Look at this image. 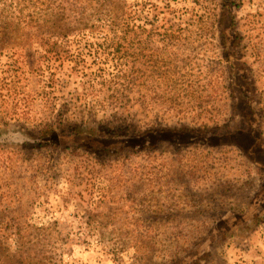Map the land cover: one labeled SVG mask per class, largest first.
Returning <instances> with one entry per match:
<instances>
[{"label": "rangeland", "instance_id": "rangeland-1", "mask_svg": "<svg viewBox=\"0 0 264 264\" xmlns=\"http://www.w3.org/2000/svg\"><path fill=\"white\" fill-rule=\"evenodd\" d=\"M262 162L264 0H0V264H264Z\"/></svg>", "mask_w": 264, "mask_h": 264}, {"label": "trees", "instance_id": "trees-1", "mask_svg": "<svg viewBox=\"0 0 264 264\" xmlns=\"http://www.w3.org/2000/svg\"><path fill=\"white\" fill-rule=\"evenodd\" d=\"M241 135H237V136L231 135V138L237 139L233 143H237L247 156H249L250 158H253V160L257 161L258 151L261 148L260 147V141L257 140V139L255 140L254 138H252V135H251L250 136V138L252 139L251 142L250 143H246V142L243 143L242 140L243 139L246 140L245 132L242 131ZM117 141H119V139L118 138H114V142H117ZM262 163L259 164V165H261L264 168V162H262ZM258 196L259 197L260 196H264V186H263L262 190L260 191V193L258 194ZM230 217H232V216H230ZM228 220H230V219L228 218L227 221ZM240 223H242V221ZM228 231H230V228L227 227L226 228V232H228Z\"/></svg>", "mask_w": 264, "mask_h": 264}]
</instances>
